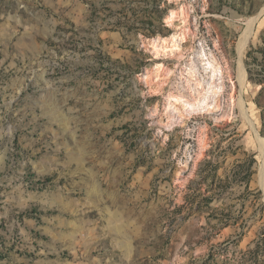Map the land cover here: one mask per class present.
<instances>
[{
	"label": "rangeland",
	"instance_id": "obj_1",
	"mask_svg": "<svg viewBox=\"0 0 264 264\" xmlns=\"http://www.w3.org/2000/svg\"><path fill=\"white\" fill-rule=\"evenodd\" d=\"M263 144L264 0H0V264H264Z\"/></svg>",
	"mask_w": 264,
	"mask_h": 264
},
{
	"label": "bare ground",
	"instance_id": "obj_2",
	"mask_svg": "<svg viewBox=\"0 0 264 264\" xmlns=\"http://www.w3.org/2000/svg\"><path fill=\"white\" fill-rule=\"evenodd\" d=\"M249 38H250V34L247 33L240 40V43H239V55H240V57H242V55H243V52H244V50H245V48L249 42ZM240 70H241V72H244V70H242L241 66H240Z\"/></svg>",
	"mask_w": 264,
	"mask_h": 264
}]
</instances>
